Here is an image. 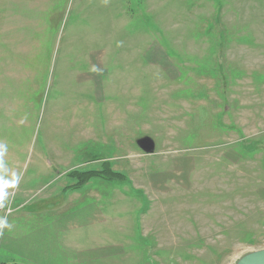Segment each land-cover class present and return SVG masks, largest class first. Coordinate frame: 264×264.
Wrapping results in <instances>:
<instances>
[{"label":"rangeland","instance_id":"374dc122","mask_svg":"<svg viewBox=\"0 0 264 264\" xmlns=\"http://www.w3.org/2000/svg\"><path fill=\"white\" fill-rule=\"evenodd\" d=\"M0 145V261L236 264L264 248V0H0Z\"/></svg>","mask_w":264,"mask_h":264},{"label":"water","instance_id":"95a60500","mask_svg":"<svg viewBox=\"0 0 264 264\" xmlns=\"http://www.w3.org/2000/svg\"><path fill=\"white\" fill-rule=\"evenodd\" d=\"M136 142L146 154L155 153L156 143L150 136L138 138ZM236 264H264V248L245 254Z\"/></svg>","mask_w":264,"mask_h":264},{"label":"trees","instance_id":"16d2710c","mask_svg":"<svg viewBox=\"0 0 264 264\" xmlns=\"http://www.w3.org/2000/svg\"><path fill=\"white\" fill-rule=\"evenodd\" d=\"M105 166H108L105 164ZM71 177L79 178L78 185L71 186L72 190H77L85 186L88 182H90L94 178H100L107 181H122L123 178L121 175L110 172L109 168H103L100 171H74L70 174ZM0 264H7L5 262L0 261Z\"/></svg>","mask_w":264,"mask_h":264},{"label":"clouds","instance_id":"9594fccd","mask_svg":"<svg viewBox=\"0 0 264 264\" xmlns=\"http://www.w3.org/2000/svg\"><path fill=\"white\" fill-rule=\"evenodd\" d=\"M0 147L6 148V146L0 145ZM0 165H2V160H0ZM6 196V192L4 190L0 191V207L3 206L2 201L4 200ZM11 225L8 224V221L6 218H0V229L3 228H10Z\"/></svg>","mask_w":264,"mask_h":264},{"label":"crops","instance_id":"0c3cea01","mask_svg":"<svg viewBox=\"0 0 264 264\" xmlns=\"http://www.w3.org/2000/svg\"><path fill=\"white\" fill-rule=\"evenodd\" d=\"M25 199V198H24ZM24 199H23V201H24ZM22 204H24V203H22ZM20 208H23V205H21V206H19Z\"/></svg>","mask_w":264,"mask_h":264}]
</instances>
